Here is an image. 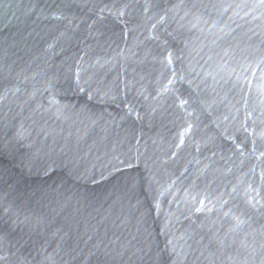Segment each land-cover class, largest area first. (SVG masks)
I'll use <instances>...</instances> for the list:
<instances>
[{
    "label": "water",
    "instance_id": "1",
    "mask_svg": "<svg viewBox=\"0 0 264 264\" xmlns=\"http://www.w3.org/2000/svg\"><path fill=\"white\" fill-rule=\"evenodd\" d=\"M0 264H264V0H0Z\"/></svg>",
    "mask_w": 264,
    "mask_h": 264
}]
</instances>
